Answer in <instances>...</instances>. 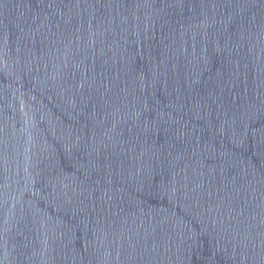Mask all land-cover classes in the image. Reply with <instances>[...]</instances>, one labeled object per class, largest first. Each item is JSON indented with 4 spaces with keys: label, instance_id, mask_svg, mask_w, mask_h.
I'll return each instance as SVG.
<instances>
[{
    "label": "water",
    "instance_id": "95a60500",
    "mask_svg": "<svg viewBox=\"0 0 264 264\" xmlns=\"http://www.w3.org/2000/svg\"><path fill=\"white\" fill-rule=\"evenodd\" d=\"M0 264H264V0H0Z\"/></svg>",
    "mask_w": 264,
    "mask_h": 264
}]
</instances>
